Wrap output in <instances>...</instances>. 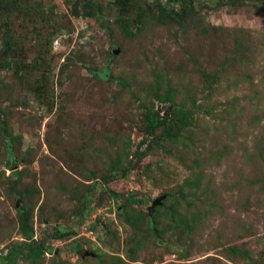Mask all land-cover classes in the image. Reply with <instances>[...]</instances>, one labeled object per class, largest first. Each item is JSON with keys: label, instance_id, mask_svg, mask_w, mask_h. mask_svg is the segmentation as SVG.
I'll use <instances>...</instances> for the list:
<instances>
[{"label": "rangeland", "instance_id": "obj_1", "mask_svg": "<svg viewBox=\"0 0 264 264\" xmlns=\"http://www.w3.org/2000/svg\"><path fill=\"white\" fill-rule=\"evenodd\" d=\"M1 2L0 264H264V0Z\"/></svg>", "mask_w": 264, "mask_h": 264}, {"label": "trees", "instance_id": "obj_2", "mask_svg": "<svg viewBox=\"0 0 264 264\" xmlns=\"http://www.w3.org/2000/svg\"><path fill=\"white\" fill-rule=\"evenodd\" d=\"M119 2H123V4L125 5L127 3V0H119ZM129 2V1H128ZM10 10L5 7V5H3V3L0 0V16L3 19L2 22V26L7 29L8 25V16H9V12ZM6 42H9V38L6 39ZM117 81V83L123 87H127V84L120 78L115 79ZM146 122H147V126H146V130H147V134L149 136H153V134L155 133V131L162 127L165 124V119H159V117L156 114H152L151 112H146ZM5 128V126H3V129ZM169 134V133H168ZM146 149H151V145L150 142L147 144ZM144 153V152H143ZM117 196V195H115ZM128 202H131L133 204H142V201L140 200H135L132 198H126ZM25 225H26V218L25 216H22V221H21V228L24 229V235H25V239H26V243L24 244L23 248H19V249H15L12 248L11 250H8V254L7 257L10 260V262H12L16 257L21 256L23 254H26L27 257H29L32 260H37L38 258H40L45 251L49 250V249H45L43 248L42 245H37V246H31V241L33 240V232L31 229H27L25 230ZM69 233H62L59 234L58 236H56L57 238H62V237H66L69 236ZM77 248H79L77 246ZM26 251V252H25Z\"/></svg>", "mask_w": 264, "mask_h": 264}, {"label": "water", "instance_id": "obj_3", "mask_svg": "<svg viewBox=\"0 0 264 264\" xmlns=\"http://www.w3.org/2000/svg\"><path fill=\"white\" fill-rule=\"evenodd\" d=\"M159 201L160 200H155L153 203H152V206H151V208H153L154 206H156V205H158L159 204ZM151 208H149V211H151Z\"/></svg>", "mask_w": 264, "mask_h": 264}]
</instances>
